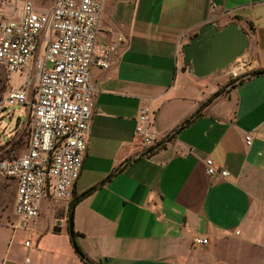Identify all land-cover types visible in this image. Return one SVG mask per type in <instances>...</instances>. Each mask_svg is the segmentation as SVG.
I'll use <instances>...</instances> for the list:
<instances>
[{"label": "crops", "instance_id": "obj_1", "mask_svg": "<svg viewBox=\"0 0 264 264\" xmlns=\"http://www.w3.org/2000/svg\"><path fill=\"white\" fill-rule=\"evenodd\" d=\"M232 21L248 35L239 60L249 76L231 85L224 71L192 75L181 46L208 22ZM118 35L111 67L90 69L92 115L71 199L84 196L69 213L74 241L101 264H264V0H103L95 55ZM143 106L154 113L151 153L134 137ZM207 157L228 175L209 176ZM69 201L43 199L29 231L43 230L45 215L67 224ZM45 235L30 247L0 237V264H83L68 230ZM195 236L209 243L195 246Z\"/></svg>", "mask_w": 264, "mask_h": 264}, {"label": "built area", "instance_id": "obj_2", "mask_svg": "<svg viewBox=\"0 0 264 264\" xmlns=\"http://www.w3.org/2000/svg\"><path fill=\"white\" fill-rule=\"evenodd\" d=\"M102 4L103 0H53L39 9L25 0L18 18L0 16V65L22 78L18 87L6 89L3 104L26 107L28 120L25 150L0 158V177L15 183L13 218L8 222L13 232L29 229L40 215L43 199L71 200L92 115L90 69L111 67L123 40L116 36L95 55ZM240 58L223 70L231 85L249 76L248 65ZM134 137L142 146L157 142L154 113L148 106L139 108ZM244 142L250 145L251 137L246 135ZM204 163L209 176L228 175L211 158ZM208 243L207 236L192 238L195 246ZM23 246L31 243L25 240Z\"/></svg>", "mask_w": 264, "mask_h": 264}, {"label": "rangeland", "instance_id": "obj_3", "mask_svg": "<svg viewBox=\"0 0 264 264\" xmlns=\"http://www.w3.org/2000/svg\"><path fill=\"white\" fill-rule=\"evenodd\" d=\"M25 0H0V16L6 19H16L19 17L20 9ZM39 8L44 9L50 6L53 0H30ZM223 71V70H221ZM0 77L4 84V89L0 91V158L19 155L25 147L28 136V120L26 110L21 105L5 106L3 99L5 91L8 87L16 88L22 83V78L17 74L8 73L4 67L0 65ZM8 79V80H7ZM18 125L14 129L15 125ZM15 192V184L0 177V222L4 223L7 211L10 212L13 203V193ZM3 211V212H2ZM46 226L41 231L16 230L11 236V228L5 226L0 228V237L10 239L14 245L19 247L28 240L31 245H35L40 236H65L67 235V224L57 219L60 224L52 223V219L45 215ZM57 225L61 230L53 232L54 226ZM46 229V230H45ZM16 247V246H15ZM30 258V257H29Z\"/></svg>", "mask_w": 264, "mask_h": 264}, {"label": "water", "instance_id": "obj_4", "mask_svg": "<svg viewBox=\"0 0 264 264\" xmlns=\"http://www.w3.org/2000/svg\"><path fill=\"white\" fill-rule=\"evenodd\" d=\"M218 6L221 0H212ZM248 47V35L235 22L216 27L213 22L201 26L195 35L181 46L182 65L195 77L202 78L216 71L225 70L234 60L240 58ZM18 125L16 124L14 129ZM84 196L73 197L68 203L67 230L74 248V235L70 210ZM55 225L53 232H59Z\"/></svg>", "mask_w": 264, "mask_h": 264}, {"label": "trees", "instance_id": "obj_5", "mask_svg": "<svg viewBox=\"0 0 264 264\" xmlns=\"http://www.w3.org/2000/svg\"><path fill=\"white\" fill-rule=\"evenodd\" d=\"M248 28H250V26L248 25ZM183 69H185L183 67ZM4 89V84L2 82V79L0 77V91H2ZM222 93V91H217L216 93H214L208 100V102H210L213 98L217 97L218 95H220ZM202 105H201V109H202ZM200 111V110H199ZM198 112H195L194 115L186 118L185 120H183L182 122H180L176 128L173 129L172 133L170 134V136H173L175 133H177L179 130H181L182 128H184L186 125H188L192 120L193 118H195L197 115H198ZM159 146H158V143H156L155 145L153 146H150L148 149H147V153H151L153 152L155 149H157ZM75 197V196H73ZM73 235L76 236V233L73 231ZM74 245V252L75 254L79 257L80 261L83 262V264H101L100 262H96V261H93L92 259H90L88 256L85 255V253H83V251L79 248V246L76 244V242L74 241L73 243Z\"/></svg>", "mask_w": 264, "mask_h": 264}]
</instances>
